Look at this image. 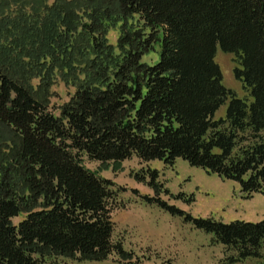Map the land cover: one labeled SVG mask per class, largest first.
<instances>
[{"label": "trees", "instance_id": "1", "mask_svg": "<svg viewBox=\"0 0 264 264\" xmlns=\"http://www.w3.org/2000/svg\"><path fill=\"white\" fill-rule=\"evenodd\" d=\"M156 47L158 61L144 62ZM219 48L239 56L243 99L223 85ZM59 83L75 93L57 116ZM134 157L182 159L247 198L264 194V0H0V264L124 254L113 243L115 184L83 162ZM147 173L158 189L159 171ZM157 203L235 253L230 264L263 259L264 221Z\"/></svg>", "mask_w": 264, "mask_h": 264}, {"label": "rangeland", "instance_id": "2", "mask_svg": "<svg viewBox=\"0 0 264 264\" xmlns=\"http://www.w3.org/2000/svg\"><path fill=\"white\" fill-rule=\"evenodd\" d=\"M118 38V30L111 31L108 36L114 46ZM159 52V47H156L154 52L145 56L144 62L156 63ZM216 63L223 74V85L239 98L246 97L241 82L235 78L240 65L239 56L224 53L219 48ZM53 93L51 110L59 116V109L68 104L75 90L59 83L54 86ZM228 105L229 101L221 107L217 118L225 117ZM83 163L99 177L115 184V195L110 205L115 223L113 243L120 245L124 254L113 253L106 258L95 259L57 255L46 258L45 264H230V257L237 256L214 243L211 235L162 210L158 201L195 218H211L223 223L264 221V194L247 198L237 183L209 175L182 159L173 166L159 161L147 164L135 157L120 165H101L87 159ZM149 169L159 171L158 189L148 185ZM140 176L145 177V182L138 180ZM145 196L156 199L155 203L148 204ZM189 199L193 200L191 204L185 202ZM21 220L22 217L13 220L14 225ZM238 264H264V250L262 260Z\"/></svg>", "mask_w": 264, "mask_h": 264}, {"label": "crops", "instance_id": "3", "mask_svg": "<svg viewBox=\"0 0 264 264\" xmlns=\"http://www.w3.org/2000/svg\"><path fill=\"white\" fill-rule=\"evenodd\" d=\"M246 222H255V221H246Z\"/></svg>", "mask_w": 264, "mask_h": 264}]
</instances>
